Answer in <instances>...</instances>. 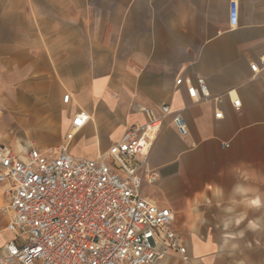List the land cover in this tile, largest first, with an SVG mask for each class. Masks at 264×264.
<instances>
[{"label":"crops","instance_id":"0c3cea01","mask_svg":"<svg viewBox=\"0 0 264 264\" xmlns=\"http://www.w3.org/2000/svg\"><path fill=\"white\" fill-rule=\"evenodd\" d=\"M263 55L264 0H0V146L58 147L84 112L68 153L93 160L145 123L141 107L166 105L188 134L162 123L142 194L171 211L195 260L264 242V70L250 71ZM179 78L202 79L211 99L192 103ZM4 205L0 192V249L12 237Z\"/></svg>","mask_w":264,"mask_h":264},{"label":"built area","instance_id":"2783aa9c","mask_svg":"<svg viewBox=\"0 0 264 264\" xmlns=\"http://www.w3.org/2000/svg\"><path fill=\"white\" fill-rule=\"evenodd\" d=\"M235 26V1L228 7ZM264 70V55L250 65ZM192 103L210 100L204 81L179 78ZM234 101L233 92L226 93ZM69 96L63 97L67 103ZM217 104L221 97L213 99ZM146 121L128 128L121 139L95 159L76 158L68 145L89 120L75 115L64 143L41 152L34 147L18 156L0 146V192L11 239L0 249V264H158L169 255H184L173 231V215L142 194L157 174L148 155L162 123L180 137L188 134L181 111L166 105L141 107ZM215 119L222 117L214 114ZM227 148L228 145H223Z\"/></svg>","mask_w":264,"mask_h":264},{"label":"rangeland","instance_id":"374dc122","mask_svg":"<svg viewBox=\"0 0 264 264\" xmlns=\"http://www.w3.org/2000/svg\"><path fill=\"white\" fill-rule=\"evenodd\" d=\"M18 134L21 135L20 133ZM23 134L22 143L28 142V145L33 144L37 146L33 138H28V133ZM254 239H256V242L252 243L219 244L217 245L218 250H216V256L209 260H195L193 257H190L186 251L183 256L174 254L169 255L164 258L160 264H264V242H258L259 238L257 234ZM183 247L187 249L185 244Z\"/></svg>","mask_w":264,"mask_h":264}]
</instances>
